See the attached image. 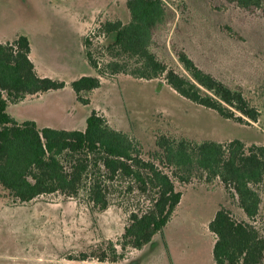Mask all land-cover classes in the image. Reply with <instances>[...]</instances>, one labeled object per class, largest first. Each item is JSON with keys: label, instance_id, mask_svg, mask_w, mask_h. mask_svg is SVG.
<instances>
[{"label": "rangeland", "instance_id": "rangeland-1", "mask_svg": "<svg viewBox=\"0 0 264 264\" xmlns=\"http://www.w3.org/2000/svg\"><path fill=\"white\" fill-rule=\"evenodd\" d=\"M109 1H3L0 40L5 43L27 36L38 73L66 84L35 99V110L11 105L7 110L10 115L29 120L37 110L42 116L40 126L84 130L87 117L96 110L110 126L138 139L146 153L156 150L159 133L264 145V16L226 0H162L167 14L153 51L181 72L173 52L176 46L202 69L241 89L261 113L256 123L242 124L184 99L163 78L147 81L123 74L100 76L86 57L80 20L97 12L88 19L94 24L86 38L94 59L104 66L109 58L103 48L113 36L95 37L93 33L105 21L127 23L130 19L127 0L111 1L107 8ZM82 76L101 79V87L89 96L90 104L78 102L71 87ZM177 189L183 193L181 204L164 231L144 249L129 250L117 263L68 258L90 253L104 242H116L124 233L129 213L148 205L141 198H114L101 212L84 197L51 194L18 203L0 192V264H215V237L208 226L216 212L224 206L236 219H248L219 181L213 186L198 181L177 183ZM260 192L261 209L253 223L264 235V184Z\"/></svg>", "mask_w": 264, "mask_h": 264}, {"label": "trees", "instance_id": "trees-1", "mask_svg": "<svg viewBox=\"0 0 264 264\" xmlns=\"http://www.w3.org/2000/svg\"><path fill=\"white\" fill-rule=\"evenodd\" d=\"M226 1L264 16V0ZM126 5L127 23L105 21L93 33L95 37L113 36L103 48L109 58L104 66L94 59L86 38V57L100 76L163 78L181 97L224 119L242 124L258 121L259 109L241 89L199 67L184 50L173 46L181 72L157 57L153 47L167 14L162 0H127ZM30 52V40L24 35L0 43V192L18 203L51 194L84 197L101 212L114 198L124 201L136 195L148 203L129 213L124 233L116 242H104L69 260L117 263L129 250L144 249L164 231L180 204L183 193L177 183L198 181L213 186L219 181L248 220L236 219L224 206L216 212L208 226L215 237V264H264V235L253 223L262 204L264 145L159 133L156 150L146 153L138 139L110 126L96 110L87 117L84 130L19 123L7 112L10 105L66 86L63 81L40 77ZM71 87L78 102L90 104L89 96L101 87V79L82 76Z\"/></svg>", "mask_w": 264, "mask_h": 264}, {"label": "crops", "instance_id": "crops-1", "mask_svg": "<svg viewBox=\"0 0 264 264\" xmlns=\"http://www.w3.org/2000/svg\"><path fill=\"white\" fill-rule=\"evenodd\" d=\"M3 1H5V0H0V14H1V12H2V9H3ZM20 2H21V0H19ZM28 2H30V0H27ZM63 1H65V0H63ZM66 1H68V0H66ZM111 1H114V0H110L109 2H108V4L105 6V7H107L108 8V6L111 4ZM127 3V2H126ZM3 14V13H2ZM1 14V15H2ZM96 14H97V12H95V14H90V15H84V17L82 16L81 17V19L82 20H80V24H81V26H82V35H83V41H85V39H86V34L88 33V31L92 28V26H93V24H94V21L93 20H88V19H91V18H93L94 16H96ZM0 15V16H1ZM81 15H83V14H81ZM1 30V29H0ZM20 36H22V35H20ZM25 36V35H24ZM17 38H18V36H17ZM17 38H15V39H13V40H11V41H8V42H12V41H14V40H16ZM0 43H4V42H2L1 40H0ZM6 43V42H5ZM30 46H31V43H30ZM84 47H85V45H84ZM33 53H32V47H31V52H30V59H31V61L34 63V65H35V68H36V72L38 73L39 72V70H38V67H37V64L33 61V59H32V55ZM85 54H86V51H85ZM38 75L40 76V77H42L39 73H38ZM42 95L43 94H40V95H37V96H28L24 101H22V102H20V103H18V104H14V106H18V107H21V108H28V109H32V110H35L34 108H36L35 107V99H39V98H41L42 97ZM11 106V105H10ZM9 106V107H10ZM8 107V108H9ZM8 110V109H7ZM12 116V115H11ZM13 117V116H12ZM14 118V117H13ZM30 118H32V119H29V120H17L16 118H14L15 120H17L19 123H22V122H25V121H34V122H36L37 123V125H38V127H40V128H44L45 126H40L39 125V122L41 121V119H42V116L40 115V112H38L37 110H36V113H33L32 114V116L30 117ZM46 127H49V126H46ZM54 128V127H53ZM183 196V195H182ZM182 200V199H181ZM180 204H181V202H180ZM179 204V205H180ZM155 238V237H154ZM153 241V240H152ZM149 245V244H148Z\"/></svg>", "mask_w": 264, "mask_h": 264}]
</instances>
